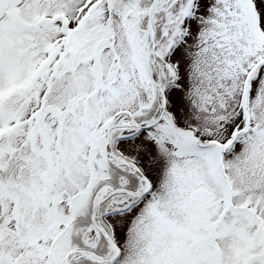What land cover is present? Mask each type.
Instances as JSON below:
<instances>
[{"label":"snow or ice","instance_id":"snow-or-ice-1","mask_svg":"<svg viewBox=\"0 0 264 264\" xmlns=\"http://www.w3.org/2000/svg\"><path fill=\"white\" fill-rule=\"evenodd\" d=\"M0 264H264V0H0Z\"/></svg>","mask_w":264,"mask_h":264}]
</instances>
